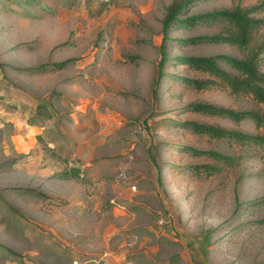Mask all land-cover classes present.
Segmentation results:
<instances>
[{"label": "rangeland", "instance_id": "rangeland-1", "mask_svg": "<svg viewBox=\"0 0 264 264\" xmlns=\"http://www.w3.org/2000/svg\"><path fill=\"white\" fill-rule=\"evenodd\" d=\"M176 1L0 0V264H264L262 151L179 124L258 132L187 108L253 106L219 83L187 85L209 75L177 60L240 49L190 40L218 21H177L155 84ZM234 5L194 0L179 17ZM189 146L242 158L232 167ZM204 164L214 168H194Z\"/></svg>", "mask_w": 264, "mask_h": 264}, {"label": "trees", "instance_id": "trees-1", "mask_svg": "<svg viewBox=\"0 0 264 264\" xmlns=\"http://www.w3.org/2000/svg\"><path fill=\"white\" fill-rule=\"evenodd\" d=\"M194 0H182L174 2L168 7L163 20V38L160 45V61L157 84L163 76V67L169 60L166 51L168 32L175 22L196 24L198 22L218 21L222 28L210 35H198L190 40L197 42L228 43L237 46L241 56L231 54L212 55H183L177 60L188 65L194 71L208 74V77H182L183 81L196 90L208 89L214 84H221L230 90L236 97H248L253 104L248 108H232L214 104L207 101H193L187 105L191 111L206 115L223 116L236 123L246 120L252 121L258 132H246L226 126L186 120L179 124L190 129L194 133L207 134L218 139H226L240 145H256L264 156V70L261 66L264 54V40H259L258 32L264 27V17L259 14L264 12V0L251 6H243L242 0H234L231 8L214 10L181 19L179 16L185 13L186 7ZM21 3V2H20ZM70 60L53 64L54 69L64 68ZM2 66V64H0ZM39 68H42L39 67ZM37 70V69H29ZM187 149L196 155H204L210 159L235 167L239 164L242 155H231L214 149H198L192 146ZM197 170H212L210 164L194 166ZM2 251L12 254V258L19 260L18 255L9 247L1 246Z\"/></svg>", "mask_w": 264, "mask_h": 264}]
</instances>
